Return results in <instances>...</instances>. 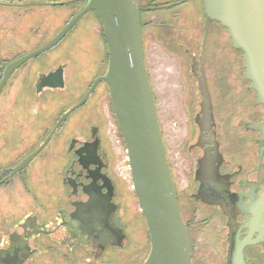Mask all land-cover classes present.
<instances>
[{
  "label": "flooded vegetation",
  "instance_id": "1",
  "mask_svg": "<svg viewBox=\"0 0 264 264\" xmlns=\"http://www.w3.org/2000/svg\"><path fill=\"white\" fill-rule=\"evenodd\" d=\"M66 1L38 5L37 0H0V264L123 263L126 256L121 258L120 253L133 246L123 218L133 196L120 187L104 146V102L116 118L103 80L59 123L42 150L18 168L108 67V49L106 65L103 61L107 44L101 20L90 10L53 47L8 69L51 41L87 2ZM197 1L202 9L201 0ZM180 2L184 1L154 6L148 0L146 7L138 5L141 29L145 13L166 11ZM37 6H65L73 11L67 13L62 27L41 42L39 38L48 34L39 28ZM160 26L169 28L168 23ZM184 35V45L190 46L192 36ZM184 62L196 66V60ZM99 88L106 89L107 101ZM247 88L254 95L253 115L239 118L234 125L228 122L229 115L218 113L215 98L201 96L199 88L190 98L183 91L187 132L178 146L183 166L179 170L164 144L189 237L190 264H264V137L248 126L264 121V106L256 104L255 92ZM81 109L79 118L70 122ZM88 116L94 122L87 128ZM91 197L106 199L113 208L110 224L124 234L121 244H114L105 232L104 219L83 211ZM142 220L144 216L138 223ZM144 245L137 259L129 257V264L147 259L149 233Z\"/></svg>",
  "mask_w": 264,
  "mask_h": 264
},
{
  "label": "water",
  "instance_id": "2",
  "mask_svg": "<svg viewBox=\"0 0 264 264\" xmlns=\"http://www.w3.org/2000/svg\"><path fill=\"white\" fill-rule=\"evenodd\" d=\"M182 1L179 4L185 15L199 21L202 27L200 43L184 46L192 61L196 60V66L191 62L189 68L198 76L201 96L215 98L216 110L222 117L229 115L231 125L239 118H250L254 95L247 86L255 92L256 104L264 106V0H201L202 9L197 0ZM67 3L36 2L38 5ZM90 10L98 13L103 27L108 49L107 70L94 80L77 104L60 116L43 143L18 168L24 167L42 150L59 123L82 105L96 84L103 80L125 144L132 187L150 236L151 249L143 264H190L189 237L178 207L145 65L137 1L87 0L84 8L51 41L8 69L53 47ZM200 10L207 19L216 22L210 23ZM220 97L227 102L226 110ZM248 126L264 137V121ZM108 203L106 199L100 201L91 197L83 211L104 219L105 232L119 245L124 234L111 226L113 208Z\"/></svg>",
  "mask_w": 264,
  "mask_h": 264
},
{
  "label": "rangeland",
  "instance_id": "3",
  "mask_svg": "<svg viewBox=\"0 0 264 264\" xmlns=\"http://www.w3.org/2000/svg\"><path fill=\"white\" fill-rule=\"evenodd\" d=\"M37 1L61 2L66 0ZM136 1L138 5L143 8L146 7V4L148 3V0ZM162 1H169L173 3L178 0H152V2H155L154 6H160ZM36 10L41 16L39 28L46 30V35L48 34L46 37L39 38V41L41 42L54 34L62 25L64 19L67 17V13L73 11L72 9H67L65 6H37ZM175 11L179 12L176 16L174 15ZM142 23V44L144 59L152 92L155 97L154 100L156 104L160 130L164 144L171 150V153L175 158L172 159V163L176 165V170H179L183 166L181 164V157L179 156L180 150L178 146L187 132V113L182 105V93L183 91H186L185 97L190 98L193 96L192 93L196 91V88H198L197 84L195 83V80H197L196 75L192 73L189 65H185L184 62L187 59L192 61L189 50H187V52L185 51L186 48L184 46L187 45H184L183 42H186L187 39L184 33L192 36L190 38L193 42L192 44H199L203 36L201 23L196 19H192L189 15H185L180 4L170 7V9L166 11L161 12L158 10L155 12L145 13L143 15ZM161 23H168L169 28L165 30L164 27L160 26ZM103 51V61L106 65V46H104ZM90 74L91 71L85 75V81L88 80ZM105 91L106 89H98V92L102 93L103 96L106 95ZM101 107L104 115V146L109 152L113 173L120 181V187L125 192L129 191L133 196V199L131 200V208L128 212H123V215L126 216L124 219L127 220V233L130 236V239L133 240V246L131 247L132 249L130 248L129 252L126 250L120 253L121 258H124L122 256H126L127 259L125 258V262L115 263L129 264V257H134L137 259L140 252L143 251L145 241L146 244L148 242L147 227L144 220H142L143 222H141V224L138 223V221L140 222V218L143 219V215L132 187L127 152L117 122L113 118L112 112L110 109H108V106L105 102ZM82 112L83 110L81 109L79 112L72 114L69 121L74 122L77 120ZM91 119L92 118L88 116L86 123L87 128L91 122H94L91 121ZM76 131L77 130H73V134H75ZM39 177L40 184H43V173H41ZM42 197L43 196H41L40 199L43 202L45 198ZM135 213L138 217L134 216ZM138 240L139 242L137 243ZM146 249L148 252L149 246H146Z\"/></svg>",
  "mask_w": 264,
  "mask_h": 264
},
{
  "label": "trees",
  "instance_id": "4",
  "mask_svg": "<svg viewBox=\"0 0 264 264\" xmlns=\"http://www.w3.org/2000/svg\"><path fill=\"white\" fill-rule=\"evenodd\" d=\"M218 23V22H217ZM219 24V23H218ZM225 29V28H224ZM226 31V30H225ZM238 51H240V50H238ZM241 52V51H240ZM242 53V52H241Z\"/></svg>",
  "mask_w": 264,
  "mask_h": 264
}]
</instances>
